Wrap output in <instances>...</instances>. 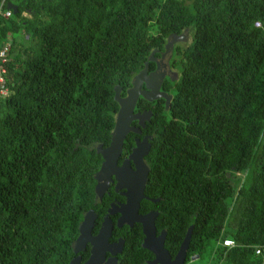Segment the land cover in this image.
I'll return each instance as SVG.
<instances>
[{
	"label": "trees",
	"instance_id": "obj_1",
	"mask_svg": "<svg viewBox=\"0 0 264 264\" xmlns=\"http://www.w3.org/2000/svg\"><path fill=\"white\" fill-rule=\"evenodd\" d=\"M7 1L16 8L0 14V42L9 40L0 264L66 263L83 212L99 206L95 144L109 140L114 86L123 95L151 50L184 29L188 41H176L171 54L178 76L168 107L136 101L151 109L144 193L158 197L155 229L165 230L172 256L192 224L183 264L209 239V264H259L264 0H5L2 8ZM141 236L138 224L128 230L121 264L149 257ZM225 237L235 245H222Z\"/></svg>",
	"mask_w": 264,
	"mask_h": 264
},
{
	"label": "water",
	"instance_id": "obj_2",
	"mask_svg": "<svg viewBox=\"0 0 264 264\" xmlns=\"http://www.w3.org/2000/svg\"><path fill=\"white\" fill-rule=\"evenodd\" d=\"M5 6L10 8L12 12H15L16 5L7 1ZM187 35V30L184 29L180 34L171 35L167 37L164 44V50L161 56L165 53L170 52L172 45L179 40H185ZM147 60L156 61L155 69L149 74L146 73L147 62H144L143 67L134 74L130 81L129 87L125 89V95H120V86L115 85L113 88L114 94L113 98L117 102L118 107L115 112L113 126L111 129L110 140L105 147H101V143L95 146L96 152L101 156V161L98 169L94 172L95 183L93 190L95 194L100 197L102 188L106 185L107 179H109L110 174H115L116 184H126L128 192L126 194V201L124 205L117 209L120 212L117 218V226H119L123 221H127L129 224L131 221H137L141 225V232L143 234L141 247L151 251L153 253V259L150 264H183L186 256V249L188 246L192 224H190L180 241L178 248L171 258L168 251L163 247V240L165 237V230L162 229L158 234H155L154 226V216L156 211L149 212L145 215L137 214V207L140 198L143 196V188L145 181L147 179L148 167L142 164V155L147 153L148 143L142 147V143L136 140L135 146L132 148L131 153H129L128 158L132 159L135 165V171L132 173H126L125 176L117 175L115 166L116 158L120 152L121 145L125 133L127 130L138 131V128L131 127L129 121L134 118L137 120L139 125H144V120H148L150 117V110L143 112H134V104L138 96L146 100H151L158 96L164 98V107L166 108L169 103L170 94H167L158 89L159 83L164 75L163 64L158 63V59L153 55V50L147 56ZM142 82L145 83V88H141ZM128 158L122 161V166H125V162ZM142 164L143 169L138 171L139 165ZM125 174V173H124ZM112 209H108L111 212ZM94 214L93 211L88 209L82 215L78 223V234L73 243V250H76L88 238L89 230L92 226ZM111 229L110 224H105L104 220L98 228L97 234L91 239L94 246L101 240L106 241V237L109 235ZM117 244H121V240H118ZM192 256L191 258L196 257ZM69 261L68 264H70Z\"/></svg>",
	"mask_w": 264,
	"mask_h": 264
},
{
	"label": "flooded vegetation",
	"instance_id": "obj_3",
	"mask_svg": "<svg viewBox=\"0 0 264 264\" xmlns=\"http://www.w3.org/2000/svg\"><path fill=\"white\" fill-rule=\"evenodd\" d=\"M173 47H174V44L172 45L170 52L165 53L163 56H161V54H162V51L164 50V48L162 50H158L157 48L152 49L153 55H154V52L155 53L157 52V54L154 56L156 57V59H158V63L160 65L163 64V69H164V75H163V77L159 83L158 89L160 91L167 93V94H170L171 95L170 99L172 97V92L170 91L171 87H172L171 85L173 84V81L178 76V71L175 68V65H174L173 59H172V55H171ZM146 62H147L146 73L149 74L150 72H152L155 69L156 61L147 60ZM141 88H143V89L145 88L144 82H142ZM123 95H125V93ZM140 97L141 96H138L137 99ZM137 99H136V101H137ZM170 99H169V101H170ZM136 101H135L134 108H133L134 112H140L141 113V112L146 111V110H150V112H151L150 108H140L139 109V106L136 105ZM145 101L149 102L148 104H152V103L154 104L155 102H162L164 104V102H165L164 98L161 96H158V97L153 98L151 100L145 99ZM150 115H151V113H150ZM148 120H144L143 126L139 125L137 120L134 118H132L129 121V125L131 127L138 128L139 130L135 131V130L129 129L125 133V136H124L123 141H122L121 149L117 155L115 166H114L116 168L117 175L125 176L126 173H128V171H129V173H132L135 171L134 162L132 159L128 158V155H129V153H131L132 148L135 146L136 140H138L141 143L143 141V143L141 145L142 147H144L145 144L148 143V150H149L150 140H151L152 135L149 132V128L146 127V122ZM110 134H111V132H110ZM109 140H110V136H109ZM109 140H108V142H109ZM108 142L106 144L101 143V147L107 146ZM97 144H95V146ZM148 150H147V152H148ZM146 154L142 155V161H143L142 164H145L148 167L147 160L145 158ZM125 158H128V159L125 162V166H122L121 165L122 161ZM142 164L139 165L138 171H141L143 169ZM148 170H149V167H148ZM145 183H146V181H145ZM127 188L128 187L126 184H116L115 174H110L109 179H107V181H106V185L102 188L100 197H98L94 192V198L96 199V201L99 202V206L95 209L94 208H88V209L92 210L93 214H94V218H93L92 226L89 230L88 238L84 240V242L80 245V247H78L76 250H73V243H74V240L78 234V231H77V234L75 235V237L73 238V240L70 244L71 245V254L68 257L65 264H68L69 261H71L70 264H121L122 249H123L124 242H125V235L127 234L128 230L134 226V224H138L140 229H141V225L137 221H131L130 224L127 221H123L119 226H117V224H116L117 218L120 215V212L117 211V209L122 207L126 201V194L128 192ZM142 193H143V196L139 200V204L137 207V214L138 215H145L149 212L151 213L153 211H156V214L154 216V220H155V217L157 215V209L153 208L152 203L157 201L158 197L148 196L147 194L144 193V188H143ZM142 199L149 200L151 203L146 204L145 206H140V202ZM109 208L112 209L111 212L108 211ZM87 210H85V211H87ZM103 220H104L105 224L111 225L109 235L106 237V241L101 240L97 243L96 246H94V244L91 242V239L97 234L98 228L100 227ZM162 229L163 228H161L160 230H162ZM160 230L157 232L155 229V234H158L160 232ZM142 237H143V234L140 238V246H141ZM118 240H121V244H117ZM145 250L148 252V254H145V255H149V257L148 256L143 257V264H150L149 261H151L154 257L153 253L147 249H145ZM174 254L172 256L170 254L169 255L172 258L174 256ZM133 259H134V256L132 257V260ZM127 264H131V262H129Z\"/></svg>",
	"mask_w": 264,
	"mask_h": 264
},
{
	"label": "built area",
	"instance_id": "obj_4",
	"mask_svg": "<svg viewBox=\"0 0 264 264\" xmlns=\"http://www.w3.org/2000/svg\"><path fill=\"white\" fill-rule=\"evenodd\" d=\"M5 0H0V14L3 17H7L10 15L11 9L7 8L6 6L2 8V4ZM254 24L256 26L259 25L258 21H255ZM8 47H9V40L5 39L0 42V98L5 97L9 93V88L5 84V74H6V62L8 60ZM221 244L227 247H231L235 245V242L232 238L225 237L221 239ZM253 251L255 254L260 255L262 257L259 264H264V243L254 245ZM226 264V263H221Z\"/></svg>",
	"mask_w": 264,
	"mask_h": 264
},
{
	"label": "rangeland",
	"instance_id": "obj_5",
	"mask_svg": "<svg viewBox=\"0 0 264 264\" xmlns=\"http://www.w3.org/2000/svg\"><path fill=\"white\" fill-rule=\"evenodd\" d=\"M189 39V35H186V39L185 40H181L182 42H186ZM226 229H229L230 226L229 225H225ZM214 240L213 239H209L205 245V247L203 248V250L201 251L200 255H197L194 258H190L185 264H209L210 260H211V252H212V248L214 247Z\"/></svg>",
	"mask_w": 264,
	"mask_h": 264
}]
</instances>
